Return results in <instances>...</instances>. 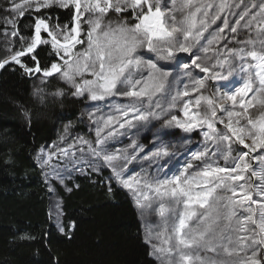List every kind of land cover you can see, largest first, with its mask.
Segmentation results:
<instances>
[{"label": "snow or ice", "instance_id": "1", "mask_svg": "<svg viewBox=\"0 0 264 264\" xmlns=\"http://www.w3.org/2000/svg\"><path fill=\"white\" fill-rule=\"evenodd\" d=\"M33 6L36 13L54 6L75 12L70 24L55 28L37 16L30 40L21 37L22 48L10 50L0 68L15 63L29 75L59 76L73 96L92 102L117 96L127 101L109 104L105 115L88 113L95 140L79 137L76 145H86L87 154L111 170L110 179L132 194L138 208L159 204L162 231L145 236L150 255L160 264H264V111H250L264 108V0H171L170 7L163 0H13L11 11L22 18ZM112 11L115 21L108 19ZM129 12L134 23L119 19ZM220 19L223 25L213 31ZM254 24L256 39H235L242 29L251 33ZM227 33L238 47L225 43ZM42 45L58 57L44 69L34 54ZM28 55L35 67L22 63ZM154 121L162 123L149 144L132 138L110 151L111 141L151 131ZM177 130H199L204 139L193 151L191 141L171 142L183 140ZM73 147L47 153L42 147L38 158L46 167ZM177 149L187 158L180 168L170 163L181 155ZM138 160L157 165L155 173L141 168L127 175Z\"/></svg>", "mask_w": 264, "mask_h": 264}, {"label": "trees", "instance_id": "2", "mask_svg": "<svg viewBox=\"0 0 264 264\" xmlns=\"http://www.w3.org/2000/svg\"><path fill=\"white\" fill-rule=\"evenodd\" d=\"M167 1L163 0V4ZM14 2L22 4L23 0ZM245 3L251 4L252 0H245ZM12 4L13 0H0V60L7 58L10 50L22 48L21 37L30 40L37 16L48 18L50 26L55 28L70 24L74 14V8L64 10L58 6L36 13L33 6V10H26V15L19 18L18 13L11 11ZM242 10L236 9L237 12ZM117 16L112 11L108 19L116 20ZM125 18L135 22L130 12L127 16L119 15L120 20ZM8 21H15L18 27ZM230 23L234 24L235 19ZM222 25L223 19L218 20L213 31ZM84 30L87 31L86 26ZM14 31L19 35L14 37ZM227 35L225 43L229 47H238L233 42V35ZM42 37L48 39L46 33H42ZM249 38L256 39L255 24L251 33L242 29L235 35L240 41ZM223 46V43L219 45ZM76 50L79 51V47ZM34 54L42 69L58 62L50 45L39 46ZM22 63L28 67L36 64L31 55L23 57ZM237 78L242 84L243 79ZM184 83H187L186 79ZM180 87L182 89L183 84ZM58 89L65 94L55 95ZM72 91L56 75L49 78H45L42 72L29 75L15 63L0 69V264H157L145 242L135 201L128 190L110 180L109 168L97 167L73 173L66 179L65 190L54 184L60 199L63 232L50 216V193L36 154L42 147L45 149L58 142L61 136L67 137V141L75 134L91 135L84 114V106L90 101L86 95L83 98L73 96ZM212 91L214 82L209 81V92ZM117 99L121 104L127 102L122 97ZM94 104L105 107L104 103ZM160 123L162 121H154V127L149 126L151 131L145 128L138 137L126 135L110 145L119 149L123 142L131 143L132 138L144 144L145 136L149 138L144 144L147 145ZM217 128L223 130V125L218 123ZM177 136L183 140L173 139V144L191 141L189 147L193 151L204 139L199 130L194 133L177 130ZM185 158L181 151V155L170 163ZM217 159L223 166V160ZM252 163L255 167L256 163ZM156 167L154 164V170ZM252 179L259 182L254 177ZM260 258L264 259V255Z\"/></svg>", "mask_w": 264, "mask_h": 264}, {"label": "rangeland", "instance_id": "3", "mask_svg": "<svg viewBox=\"0 0 264 264\" xmlns=\"http://www.w3.org/2000/svg\"><path fill=\"white\" fill-rule=\"evenodd\" d=\"M165 7H170L171 6V0H168L166 4L164 5ZM115 21V20H112ZM149 58V57H146ZM163 63V62H161ZM186 63H191V60H186ZM146 75V73H145ZM41 93V90L38 91ZM37 94V93H36ZM251 96V94H250ZM117 98H120L117 96ZM117 98H112L106 103H104L105 107H98L94 103L90 101L89 103H86L87 105L84 106V114L87 117V130L90 131L91 135L85 137L84 135L82 136L81 134H75L73 136L69 137V140H61L60 137L58 139V142L52 144L48 148H45L44 151L47 152H55L57 148H68L69 145H74L72 149L69 150L68 156H53L51 159V162L49 166H42L40 160H39V153L36 154V160L39 166L42 168V173L44 175V179L48 185L49 193H50V208H49V213L50 216L53 220V222L56 224V226L61 229V219H60V199L57 194V191L55 189L54 184H58L60 187H62L64 190L66 189V179L73 173L79 172V171H85L86 169L88 170H94L95 168H107L103 166L102 164H98L94 161V158L89 156L87 154V146H79L76 145V141L79 137H84L87 140H95V129H96V124L89 119L88 113L90 112H95L97 116L100 115H105L110 111V108L108 107L109 104H115L120 102ZM250 98V97H249ZM92 102V103H91ZM99 109V111H97ZM239 110V109H237ZM252 112L253 116H256L259 114L260 111H264V108H262L259 105L255 106V110L250 109ZM222 114V113H221ZM125 137V136H123ZM122 138V137H120ZM119 138V139H120ZM117 141V140H116ZM149 141V138L145 136L144 139V144H146ZM250 143V141H248ZM110 144H116L115 141H111ZM130 142H123V146H120L119 149L126 147L129 145ZM116 149L110 147V151H115ZM259 151V150H258ZM255 155V154H254ZM186 159L180 160L178 163H174L176 168H180L183 166L184 163H186ZM87 161H92V163H87ZM256 163L255 161H253ZM173 163V162H172ZM150 164H147L146 162L143 161H137L134 166L130 165L129 167L131 168V171L127 173V175L131 176L134 173H138L141 171V168L146 169L149 173L154 174L156 170H154V164L149 166ZM108 169V168H107ZM156 169V168H155ZM152 171V172H151ZM171 175V173H169ZM111 177V170L109 173V178ZM111 181H115V179H110ZM55 182V183H53ZM130 193V192H129ZM132 196V194L130 193ZM133 198V196H132ZM134 200V198H133ZM135 201V200H134ZM136 205V203H135ZM137 208L138 216L140 218V223L142 226L143 230V236L145 239V236L151 231L153 235L156 233H159L162 231V221L158 213V208L159 204H155V206L151 209L145 208L141 210L140 208ZM196 224L193 223L192 227H195ZM153 243H159V241H153ZM150 249L152 251L151 245L149 244ZM157 264H160V261L156 259Z\"/></svg>", "mask_w": 264, "mask_h": 264}, {"label": "water", "instance_id": "4", "mask_svg": "<svg viewBox=\"0 0 264 264\" xmlns=\"http://www.w3.org/2000/svg\"><path fill=\"white\" fill-rule=\"evenodd\" d=\"M74 12H75V9H74ZM1 69V68H0Z\"/></svg>", "mask_w": 264, "mask_h": 264}]
</instances>
